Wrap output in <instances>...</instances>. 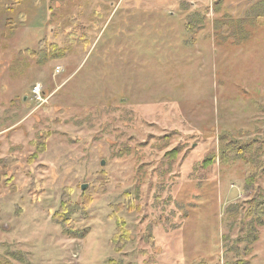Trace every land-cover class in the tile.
I'll list each match as a JSON object with an SVG mask.
<instances>
[{"label": "rangeland", "instance_id": "obj_1", "mask_svg": "<svg viewBox=\"0 0 264 264\" xmlns=\"http://www.w3.org/2000/svg\"><path fill=\"white\" fill-rule=\"evenodd\" d=\"M0 264H264V0H0Z\"/></svg>", "mask_w": 264, "mask_h": 264}, {"label": "trees", "instance_id": "obj_2", "mask_svg": "<svg viewBox=\"0 0 264 264\" xmlns=\"http://www.w3.org/2000/svg\"><path fill=\"white\" fill-rule=\"evenodd\" d=\"M107 175V173L105 172V171H102L101 173H99L98 175H96L99 179L98 180H101V183L104 185V184H106L107 183V180H108V177L106 176ZM96 182H98V181H96ZM96 193H98V194H102L103 193V189L101 188H98V191H96ZM94 194H95V192H94ZM84 197H85V205L87 204H89L90 203V199H92V198H90V197H88V194H85L84 195ZM125 198H126V200H128L127 202H126V204H123V205H120L119 207H121V209H125L126 207H127V204L129 205H131V197H130V195L129 194H125ZM128 208V207H127ZM126 208V209H127ZM120 232H122L123 233V231H122V228H120ZM120 234H116L113 238V240H114V242H112V244L115 246L114 248H116L117 246H116V242L117 241H119V239H120Z\"/></svg>", "mask_w": 264, "mask_h": 264}, {"label": "built area", "instance_id": "obj_3", "mask_svg": "<svg viewBox=\"0 0 264 264\" xmlns=\"http://www.w3.org/2000/svg\"><path fill=\"white\" fill-rule=\"evenodd\" d=\"M41 90H42V87L40 85H36V86H34L33 91H31L33 98L37 102H42L43 101L44 92L41 91Z\"/></svg>", "mask_w": 264, "mask_h": 264}, {"label": "water", "instance_id": "obj_4", "mask_svg": "<svg viewBox=\"0 0 264 264\" xmlns=\"http://www.w3.org/2000/svg\"><path fill=\"white\" fill-rule=\"evenodd\" d=\"M101 164H102V166H104L105 165V163L104 162H101ZM86 188H88V185L87 184H84V185H82V191H85V190H87Z\"/></svg>", "mask_w": 264, "mask_h": 264}]
</instances>
